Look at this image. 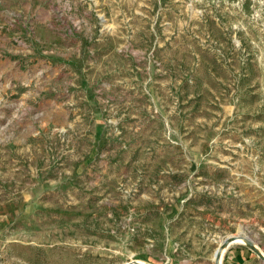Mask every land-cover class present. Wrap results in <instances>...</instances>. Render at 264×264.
Masks as SVG:
<instances>
[{"label":"rangeland","instance_id":"rangeland-1","mask_svg":"<svg viewBox=\"0 0 264 264\" xmlns=\"http://www.w3.org/2000/svg\"><path fill=\"white\" fill-rule=\"evenodd\" d=\"M251 245L264 0H0V264H264Z\"/></svg>","mask_w":264,"mask_h":264},{"label":"bare ground","instance_id":"bare-ground-1","mask_svg":"<svg viewBox=\"0 0 264 264\" xmlns=\"http://www.w3.org/2000/svg\"><path fill=\"white\" fill-rule=\"evenodd\" d=\"M249 240H248V237L246 235H239V236H232V237H229L227 239V241L224 242V247L220 248L219 249V253L217 255L218 258H221L222 255H223V252L226 251V249L231 246V244H234V243H248ZM255 247H257L263 254L264 256V252L257 246V245H254ZM216 253L217 251L215 252V256H216ZM216 258V257H215ZM217 260V259H216ZM139 262V261H138ZM132 263H136L135 261H133Z\"/></svg>","mask_w":264,"mask_h":264},{"label":"water","instance_id":"water-1","mask_svg":"<svg viewBox=\"0 0 264 264\" xmlns=\"http://www.w3.org/2000/svg\"><path fill=\"white\" fill-rule=\"evenodd\" d=\"M251 248L264 260V256H263L262 252L257 247H255L254 245H251ZM218 253H219V250L217 251L216 256L218 255ZM132 262H129L127 264H143V263L138 262V261H135L136 263H132Z\"/></svg>","mask_w":264,"mask_h":264},{"label":"crops","instance_id":"crops-1","mask_svg":"<svg viewBox=\"0 0 264 264\" xmlns=\"http://www.w3.org/2000/svg\"><path fill=\"white\" fill-rule=\"evenodd\" d=\"M240 254V256L238 257V255H237V257H232V259H231V264H238V261H240L239 259H241V257L242 258H246V257H248V255H247V253L244 251V252H240L239 253Z\"/></svg>","mask_w":264,"mask_h":264}]
</instances>
